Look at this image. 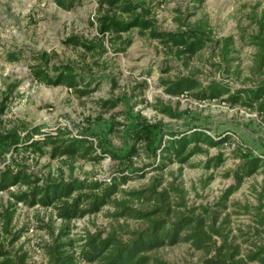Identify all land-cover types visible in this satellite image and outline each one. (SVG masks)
Masks as SVG:
<instances>
[{
  "label": "rangeland",
  "instance_id": "rangeland-1",
  "mask_svg": "<svg viewBox=\"0 0 264 264\" xmlns=\"http://www.w3.org/2000/svg\"><path fill=\"white\" fill-rule=\"evenodd\" d=\"M125 1L154 30L167 34L164 41L133 28L101 32L97 19L104 7L99 0H77L69 9L52 0H0V171L21 170L41 180L86 177L108 183L112 174L126 168L129 178L119 187L145 195L129 201L133 209L151 212L152 219L165 225L181 219L200 238L199 248L179 242L148 252L158 261L150 260V264H237L240 260L241 264H258L246 255H264V174L244 178L225 196L232 178L224 173L239 157L264 158L262 121L241 115L221 99L197 101L186 93L167 94L161 81L194 75L202 82L220 80L235 87L264 82V65L255 68L254 48L238 39L239 31L255 33L263 0ZM190 32L205 40V46L188 60L174 56L170 41ZM227 35L233 36L236 49L230 62H225L214 44ZM30 51L45 66L70 63L96 88L78 96L63 86L34 82L26 66ZM104 99L108 105L98 107L96 103ZM197 124L209 127L213 138L223 131H229L231 138L203 147L185 164L173 161L150 169L148 164L157 159L153 148L165 131ZM36 125L93 135L95 143L115 157L105 156L98 162L61 161L62 157H51L47 143L10 146L1 138ZM219 152L226 159L205 168L202 162ZM23 189L9 185L0 190V245L14 260L24 252L25 264L55 263L43 247L57 241H71L65 249L75 264H93L84 257L91 256L84 245L88 236L128 244L149 225L146 220L122 216L113 220L109 213L114 208L105 204L92 214L71 219L68 234L59 235L64 221L52 208L27 206L11 196Z\"/></svg>",
  "mask_w": 264,
  "mask_h": 264
},
{
  "label": "trees",
  "instance_id": "trees-1",
  "mask_svg": "<svg viewBox=\"0 0 264 264\" xmlns=\"http://www.w3.org/2000/svg\"><path fill=\"white\" fill-rule=\"evenodd\" d=\"M52 1L62 9H69L77 2V0ZM99 1L104 7V13L100 16L101 19H97L99 24H102L101 32L108 33L111 30L127 32L133 28L150 39L159 42L164 41L167 34L154 30L148 19L132 12L127 1ZM256 23L255 33L248 34L239 31L238 39L240 42L254 48V64L255 68L259 70L264 65V7L260 10V18ZM112 42L116 43L115 41ZM170 42L174 48L170 50L171 53L184 60L193 58L205 46V40L197 37L194 32L186 33L179 40H171ZM214 44L218 47L219 53L225 62L235 59V56L232 55L236 52L232 35L215 40ZM26 58L28 73L31 79L38 84L63 86L71 89L78 96H86L96 88L94 85L91 86L90 79L86 76L77 74L68 62L51 63L49 66H45L41 57L32 51L27 54ZM161 85H163L164 92L170 95L186 93L197 101L221 99L230 106L238 105L249 108L257 116L264 118V82H260L254 87H235L220 80L209 79L202 82L194 75H182L173 80H162ZM96 105L102 107L108 105V101L107 99L99 100ZM160 110L173 115L168 109ZM208 131L209 127L198 124L165 131L163 133L164 137H160L153 148V152H157V159H152L148 164L150 169H161L162 166L173 161L185 164L190 156L203 152V147H214L220 142L231 138L229 131L218 133L215 138ZM1 138L7 139L10 146H27L38 142L47 143L50 146L51 157H62L61 161L68 159L70 161L98 162L105 156L115 157L110 151L96 144L93 135L86 133L72 135L69 130L60 127L47 130L36 125L27 130L7 132ZM239 158V162L224 173L225 176L232 178L231 185L224 192L225 196L235 191L244 178L257 172L264 174L263 157L256 155ZM225 159V155L219 152L206 158L202 163L205 168H212L218 166ZM126 170V168L117 170L115 174H112V181L108 183L86 177L82 179L70 177L67 180H41L37 177L31 178L21 170L15 172L3 170L0 171V190L9 185L23 186V191L12 193L11 196L27 206L36 205L43 208H52L56 215L64 221L58 232L59 235L63 236L68 234V222L71 219L92 214L105 204H110L114 208L113 212L109 213L113 220L122 216L148 222V227L137 232L128 244L88 236L84 245L89 247L91 256L84 257L93 264H150V260L157 263L156 259H151L147 255L148 252L179 242H190L193 247L199 248L200 238L197 231L189 226L187 222L177 219L171 222L170 225H165V223L152 219L150 217L151 212L137 211L128 204L129 201L144 198L145 195L140 190H123L119 187L129 178ZM39 180H41V183L36 184V181ZM118 193L123 194V197H114ZM9 214L11 216V212ZM66 245H71V241H57L54 246L46 245L43 249L50 259L54 258L55 263L53 264H75L74 257L66 253ZM246 256L249 261L264 264V255L260 253L254 252ZM25 260L26 254L24 252H21L14 260L0 245V264H25ZM241 263L240 260L237 264Z\"/></svg>",
  "mask_w": 264,
  "mask_h": 264
},
{
  "label": "built area",
  "instance_id": "built-area-1",
  "mask_svg": "<svg viewBox=\"0 0 264 264\" xmlns=\"http://www.w3.org/2000/svg\"><path fill=\"white\" fill-rule=\"evenodd\" d=\"M227 106L229 107L228 104H227ZM231 108L236 110L241 115H246L247 117H250L251 119L261 120L263 125H264V118L257 116V114L253 110H250L249 108H244V107H241L238 105H232Z\"/></svg>",
  "mask_w": 264,
  "mask_h": 264
}]
</instances>
